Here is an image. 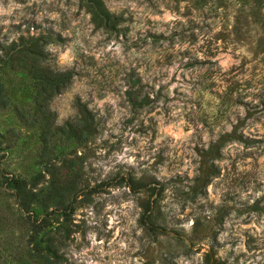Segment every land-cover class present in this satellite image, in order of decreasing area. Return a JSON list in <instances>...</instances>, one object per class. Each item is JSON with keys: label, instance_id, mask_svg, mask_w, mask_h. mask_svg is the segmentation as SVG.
<instances>
[{"label": "rangeland", "instance_id": "374dc122", "mask_svg": "<svg viewBox=\"0 0 264 264\" xmlns=\"http://www.w3.org/2000/svg\"><path fill=\"white\" fill-rule=\"evenodd\" d=\"M103 1L117 29L86 0H0V264H41L31 248L49 237L60 264H264V5ZM34 38L73 70L49 99L20 59ZM80 104L86 141L61 131ZM47 167L78 191L31 242L7 177L42 185Z\"/></svg>", "mask_w": 264, "mask_h": 264}, {"label": "trees", "instance_id": "16d2710c", "mask_svg": "<svg viewBox=\"0 0 264 264\" xmlns=\"http://www.w3.org/2000/svg\"><path fill=\"white\" fill-rule=\"evenodd\" d=\"M86 2L92 13V19L97 25L108 29H117L124 20L122 14L109 11L105 7L103 0H86ZM258 2L264 5V0H258ZM55 39L62 40L63 38L57 35ZM45 42L46 39L34 38L30 42H27L19 51L22 52L23 56V58H20L22 65H25L27 72L35 79L36 94L44 95L45 99H49L67 86L72 78L73 70H59L50 67L46 63L49 54L45 50ZM13 49L14 44L5 46L3 48L4 55L10 54V51ZM135 81L137 82L138 79ZM136 102L133 99V103L136 104ZM8 103L9 99L5 97L3 84L0 83V107ZM80 110L81 116L78 119L79 122L76 124L68 122L67 126L62 128L61 131L68 132L71 137L86 141L96 133L97 127L94 125V116L87 106L80 104ZM26 120L28 122L30 119L27 117ZM41 131L42 139L46 143L51 129L50 127L43 126ZM236 136H242V134L240 133ZM47 170L50 173V177L42 185H38V178L41 173L33 175L30 179L15 176L7 177V184L14 189L19 211H26L28 213L26 218L30 228L27 234H29L28 238L31 242L35 239V235L49 224L50 214H53L55 211H59L64 215L67 213L68 209L71 208L70 196L78 191L76 188L77 183L71 178H67V175L50 171L48 167ZM155 203L156 199L152 200L146 209L148 211L147 217L150 221L153 220L151 212ZM35 206L43 213L39 218H32V208ZM58 250L55 242L50 237L46 239L44 245L35 240L31 248L32 254L39 258L41 264H60L63 257Z\"/></svg>", "mask_w": 264, "mask_h": 264}]
</instances>
